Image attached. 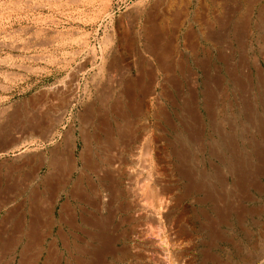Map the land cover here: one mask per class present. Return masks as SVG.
<instances>
[{"label":"crops","instance_id":"0c3cea01","mask_svg":"<svg viewBox=\"0 0 264 264\" xmlns=\"http://www.w3.org/2000/svg\"><path fill=\"white\" fill-rule=\"evenodd\" d=\"M262 48L264 0H131L110 19L99 84L87 89L94 98L89 121L63 89L50 94L55 120H48V99L39 117L19 119L18 110L0 108V264H101L116 247L117 207L100 200L86 160L124 162L146 145L157 159H227L212 156V146L225 144L220 152L227 154L229 135L236 139L238 133L229 134L221 118L213 125L214 115L229 112L230 105L242 114L255 111L254 98L264 96L258 85L264 81ZM137 115L141 123L134 125ZM89 127L92 149L86 145Z\"/></svg>","mask_w":264,"mask_h":264},{"label":"rangeland","instance_id":"374dc122","mask_svg":"<svg viewBox=\"0 0 264 264\" xmlns=\"http://www.w3.org/2000/svg\"><path fill=\"white\" fill-rule=\"evenodd\" d=\"M130 1L0 0L1 111L18 110L19 119L30 113L43 116L47 110L44 100L48 99V120H55L56 98L50 94L63 88L73 94L70 103L79 114L91 107L94 98L87 95V89L99 84L110 19ZM137 1L140 5L156 2ZM261 63L264 68V55ZM258 85L264 90V81ZM47 93L48 98L43 96ZM253 107L251 114H242L236 105H230L229 112L214 115L213 125L221 118L229 134L238 133L236 139L228 137L227 154L220 152V148L226 149L225 144L212 146V156L223 155L225 160L181 163L157 159L149 145L134 149L131 180L142 190L146 187L141 192L142 202L156 209V219H139L130 208L128 165L111 161L105 166L106 160L91 158L97 166L91 170L100 200L115 202L117 207L116 249L109 257H102L101 264H160V259L167 264H264V96L254 98ZM133 123H141L139 115ZM86 131L92 134L91 127ZM90 135L86 143L92 149ZM222 140L226 141L225 137ZM115 187L118 194H111L108 189Z\"/></svg>","mask_w":264,"mask_h":264},{"label":"bare ground","instance_id":"6f19581e","mask_svg":"<svg viewBox=\"0 0 264 264\" xmlns=\"http://www.w3.org/2000/svg\"><path fill=\"white\" fill-rule=\"evenodd\" d=\"M202 1V0H201ZM207 7V6H206ZM205 9V8H204ZM203 12V11H202ZM181 13V12H180ZM162 14V13H161ZM134 18V17H133ZM169 18V17H168ZM218 18V17H217ZM228 20V19H227ZM148 21V20H147ZM216 21H219V20H216ZM155 22V21H154ZM183 22V21H182ZM226 25V24H225ZM209 26V25H208ZM147 27V26H146ZM145 27V28H146ZM189 27V26H188ZM165 28H167V27H165ZM151 29V28H150ZM163 29V28H162ZM174 29V28H173ZM190 32H191V30H190ZM243 32V31H242ZM148 35H149V33H148ZM188 35V34H187ZM209 35V34H208ZM213 36V35H212ZM173 37H175V36H173ZM149 38V37H148ZM165 38V37H164ZM171 39V38H170ZM167 40V39H166ZM188 40V39H187ZM212 41V40H211ZM195 42V41H194ZM241 42V41H240ZM219 43V42H218ZM187 44V43H186ZM194 44V43H193ZM175 46V45H174ZM129 47H131V46H129ZM149 47V46H148ZM240 47V46H239ZM166 49V48H165ZM158 52V51H157ZM194 52V51H193ZM106 55V54H105ZM151 55H153V54H151ZM158 55V54H157ZM101 56V55H100ZM179 56V55H178ZM154 59V58H153ZM172 62V61H171ZM158 63V62H157ZM168 64V63H167ZM181 64H182V62H181ZM184 64V63H183ZM201 64V63H200ZM161 65V64H160ZM247 65V64H246ZM143 66V65H142ZM158 66V65H157ZM208 66V65H207ZM241 66V65H240ZM254 67V66H253ZM161 68V67H160ZM167 68V67H166ZM205 68V67H204ZM164 69V68H163ZM207 70V69H206ZM259 70H261V69H259ZM227 71H229V70H227ZM241 71H242V69H241ZM257 71V70H256ZM107 72V71H106ZM111 72V71H110ZM234 72V71H233ZM260 72V71H259ZM228 73V72H227ZM249 73V72H248ZM136 74V73H135ZM116 75V74H115ZM234 75V74H233ZM260 75V74H259ZM259 75H258V77H259ZM262 75V74H261ZM215 76V75H214ZM236 76V75H235ZM136 77V76H135ZM169 78V77H168ZM215 78V77H214ZM240 78V77H239ZM171 79V78H170ZM253 79V78H252ZM233 80V79H232ZM240 80V79H239ZM176 81V80H175ZM190 81V80H189ZM235 81V80H234ZM262 81V80H261ZM136 82V81H135ZM219 82V81H218ZM220 83V82H219ZM109 84V83H108ZM235 84V83H234ZM61 85H63V84H61ZM69 85V84H68ZM131 85V84H130ZM183 85V84H182ZM246 85V84H245ZM257 85V84H256ZM67 86V85H66ZM146 87V86H145ZM262 87H264V86H262ZM64 89V88H63ZM103 89V88H102ZM125 89V88H124ZM206 90V89H205ZM105 91V90H104ZM106 92V91H105ZM244 95V94H243ZM75 96V95H74ZM259 96V95H258ZM58 97V96H57ZM96 97V96H95ZM103 97V96H102ZM197 97V96H196ZM221 97V96H220ZM244 97V96H243ZM249 97V96H248ZM97 98V97H96ZM142 98V97H141ZM250 98V97H249ZM72 99H74V98H72ZM158 99V98H157ZM68 100V99H67ZM70 100V99H69ZM105 101V100H104ZM260 101V100H259ZM67 102H69V101H67ZM171 103H173V102H171ZM251 103V102H250ZM94 104V103H93ZM175 104V103H174ZM188 105V104H187ZM195 106V105H194ZM98 107V106H97ZM191 107V106H190ZM247 107V106H246ZM93 108V107H92ZM119 108V107H118ZM120 108H121V106H120ZM163 108V107H162ZM161 108V109H162ZM189 108V107H188ZM248 108V107H247ZM251 109H252V107H250ZM96 109V108H95ZM137 110V109H136ZM90 111H91V107H89V105L84 109V112L82 113L83 114V117L85 118V117H90ZM250 111V110H249ZM252 111V110H251ZM264 111V110H263ZM137 112V111H136ZM247 112V111H246ZM105 113V112H104ZM103 113V114H104ZM130 113V112H129ZM138 113V112H137ZM141 113H143V112H141ZM194 113V112H193ZM213 113V112H212ZM250 113V112H249ZM136 114V113H135ZM139 114V113H138ZM247 114V113H246ZM122 115H124V114H122ZM214 115V114H213ZM261 116V115H260ZM80 117V116H79ZM82 117V118H83ZM120 117V116H119ZM191 117V116H190ZM193 117V116H192ZM195 117V116H194ZM81 118V117H80ZM251 118V117H250ZM250 118H249V120H250ZM86 119V118H85ZM89 119L90 118H87L86 120L87 121H89ZM84 120V119H83ZM129 120V119H128ZM58 121V120H57ZM171 121V120H170ZM195 121V120H194ZM229 121V120H228ZM30 122V121H29ZM90 122H93L92 120H90ZM171 122H173V121H171ZM251 122V121H250ZM83 123H85V122H83ZM82 124V123H81ZM147 124V123H146ZM259 124V123H258ZM28 125H29V123H28ZM117 125V124H116ZM199 125V124H198ZM156 126V125H155ZM243 126V125H242ZM108 127V126H107ZM83 128V127H82ZM94 127H92V129H93ZM148 128V127H147ZM106 129V128H105ZM125 129V128H124ZM124 129H123V131H124ZM130 129H132V128H130ZM136 129V128H135ZM232 129V128H231ZM85 130H86V128H85ZM95 130V129H94ZM128 130V129H127ZM127 130H125V131H127ZM220 130V129H219ZM37 131V130H36ZM48 131V130H47ZM88 131V130H87ZM132 131H134V130H131V133H132ZM200 131V130H199ZM35 132V131H34ZM84 132V131H83ZM82 132V133H83ZM98 132V131H97ZM106 132H108V131H105V132H103V135L106 133ZM115 132H117V131H115ZM129 132H130V130H128V134H129ZM89 133V132H88ZM87 133V134H88ZM99 133V132H98ZM111 133V132H110ZM118 133H120V131L118 132ZM118 133H116V134H118ZM122 133V132H121ZM127 133V132H126ZM129 134V135H132V134ZM158 133V132H157ZM84 134V133H83ZM123 134V133H122ZM124 134H125V132H124ZM127 134V135H128ZM135 134V133H134ZM146 134V133H145ZM187 134H189V133H187ZM32 135V134H31ZM90 135V133L88 134V136ZM96 135V134H95ZM106 135V134H105ZM113 135V134H112ZM120 135V134H119ZM192 135V134H191ZM190 135V136H191ZM221 135V134H220ZM84 136V135H83ZM91 136V135H90ZM97 136V135H96ZM108 136H109V133H108ZM159 136V135H158ZM222 136V135H221ZM230 136V135H229ZM42 137V136H41ZM67 137V136H66ZM81 137V136H80ZM86 137V136H85ZM95 137V136H94ZM104 137V136H103ZM105 137H107V136H105ZM112 136H110V138H111ZM120 137H123V136H121L120 135ZM129 137V136H128ZM140 137V136H139ZM154 137V136H153ZM156 137V136H155ZM193 137V136H192ZM92 138V137H91ZM98 138V137H97ZM116 138V137H115ZM118 138V137H117ZM125 138V137H124ZM132 138H133V135H132ZM194 138V137H193ZM88 139H90V137L88 138ZM120 139V138H119ZM126 139H130V137L129 138H126ZM154 139V138H153ZM112 140H113V137H112ZM122 140H123V138H122ZM125 140V139H124ZM132 140V139H131ZM136 140V139H135ZM142 140V139H141ZM189 140V139H188ZM194 140V139H193ZM192 140V141H193ZM197 140V139H196ZM235 140V139H234ZM66 141V140H65ZM90 141V140H89ZM88 140H87V142H89ZM108 141V140H107ZM191 141V140H190ZM93 142H95V140L93 141ZM96 142H97V139H96ZM124 142V141H123ZM194 142V141H193ZM91 143V142H90ZM128 143V142H127ZM149 143V142H148ZM16 144V143H15ZM69 144V143H68ZM89 144V143H88ZM104 144V143H103ZM102 144V145H103ZM107 144H110V143H106L105 145H107ZM129 144H131V143H129ZM134 144V143H133ZM137 144V143H136ZM143 144V143H142ZM179 144V143H178ZM87 145V144H86ZM90 145V144H89ZM88 145V146H89ZM108 147H110L109 145H107ZM106 146V149L108 148ZM116 146H118L117 144H116ZM133 146H135V145H133ZM137 146V145H136ZM231 146H232V144H231ZM90 147V146H89ZM105 147V146H104ZM122 147V146H121ZM129 147V146H128ZM143 147V146H142ZM87 148V147H86ZM113 148V147H112ZM116 148V147H115ZM84 149V148H83ZM105 149V148H104ZM114 149V148H113ZM121 149H123V148H121ZM132 149V148H131ZM163 149V148H162ZM202 149V148H201ZM29 150V149H28ZM85 150V149H84ZM115 150V149H114ZM52 151H54V150H52ZM123 151V150H122ZM124 151L126 152V151H128L127 149L125 150V148H124ZM132 151V150H131ZM134 151V150H133ZM161 151H163V150H161ZM105 152V151H104ZM125 152H124V154H125ZM87 153V152H86ZM108 153H109V151H108ZM107 153V154H108ZM110 153H111V155H112V152H111V148H110ZM109 153V154H110ZM97 154V153H96ZM122 154V153H121ZM126 154H127V152H126ZM131 154V153H130ZM59 155V154H58ZM82 155V154H81ZM92 155V154H91ZM100 155H101V153H100ZM114 155H116L115 153H114ZM120 155V154H119ZM123 155V154H122ZM141 155V154H140ZM41 156V155H40ZM102 156H103V154H102ZM124 156V155H123ZM156 156V155H155ZM82 157V156H81ZM80 157V158H81ZM83 157H85V156H83ZM104 157H106V156H104ZM108 157V156H107ZM117 157H119V156H117ZM137 157V156H136ZM121 158V157H120ZM119 158V159H120ZM126 158H127V156H126ZM126 158H124V159H126ZM170 158V157H169ZM186 158V157H185ZM81 159H85V158H81ZM91 159V158H90ZM90 159L88 158L87 160H86V165L88 166V163H90L91 164V162H89L90 161ZM109 159H111V158H109ZM118 159V160H119ZM123 159V160H124ZM134 159H136V158H134V156H133V158L131 157V158H129V160L128 161H124L123 163L127 166H129V168H128V174L130 175V179L129 180H127V181H129V184H130V187H129V189H128V191L130 192L129 193V195L131 196L130 198V200H131V202H130V208L131 209H135L134 211H135V214L136 215H138L137 217L139 218V219H142L143 217H147V216H149V217H151L152 219H156V218H158V216L159 215H157V211H156V209L154 210V209H150V208H148V207H146V205H144L145 204V202L143 203L142 202V198H143V193H141L142 191H144L145 189H146V187H145V189L144 190H142V188L140 187V186H138V184H135V185H133V183H132V180H131V177H132V174L135 172L134 170H132L133 168V163L135 162V160ZM139 159V158H138ZM89 160V161H88ZM100 160H101V158H100ZM117 160V158H115V161ZM122 160V159H121ZM148 160H150L149 158H148ZM49 161V160H48ZM83 161H85V160H83ZM103 161V160H102ZM114 160L112 159V162H113ZM62 162V161H61ZM104 162V161H103ZM140 162V161H139ZM42 163V162H41ZM73 163V162H72ZM83 163V162H82ZM106 164H105V166L107 165V163H108V165L111 163V160H107L106 159V162H105ZM121 163H122V161H121ZM136 163H138V162H136ZM141 163V162H140ZM140 163H138V165L140 164ZM171 163V162H170ZM176 163V162H175ZM181 163H182V161H181ZM29 164V163H28ZM39 164V163H38ZM49 164V163H48ZM69 164V163H68ZM84 165H85V162L83 163ZM104 164V163H103ZM123 164V165H124ZM142 164V163H141ZM137 165V164H136ZM135 165V166H136ZM168 165V164H167ZM87 166H84V167H87ZM90 166V165H89ZM91 166H94V164L92 165L91 164ZM96 166V165H95ZM94 166V167H95ZM113 166V165H112ZM187 166V165H186ZM94 167H92V168H94ZM97 167V166H96ZM114 167V166H113ZM149 167V166H148ZM155 167V166H154ZM184 167V166H183ZM126 168V167H125ZM82 169V168H81ZM87 169H91V168H89V167H87ZM96 169V168H95ZM110 169V168H109ZM134 169H136V167L134 168ZM147 169V168H146ZM185 169V168H184ZM203 169V168H202ZM202 169H201V171H202ZM52 170H53V168H52ZM97 170V169H96ZM127 170V169H126ZM125 170V172H127ZM144 170V169H143ZM238 170V169H237ZM88 171H90V170H88ZM98 171V170H97ZM100 171V170H99ZM163 171V170H162ZM194 171V170H193ZM82 172H84V171H81V173ZM161 172V171H160ZM219 172V171H218ZM107 173V176H108V173H109V171L108 172H106ZM136 173H138V171L136 172ZM136 173L134 174V175H136ZM150 173V172H149ZM156 173V172H155ZM83 174V173H82ZM139 174V173H138ZM148 174V173H147ZM184 174H187V173H184ZM202 174V173H201ZM84 175H85V173H84ZM86 175H88V174H86ZM96 175H101V173L100 174H97L96 173ZM115 175V174H114ZM122 175V174H121ZM126 175V174H125ZM150 175V174H149ZM161 175V174H160ZM221 175V174H220ZM104 176V175H103ZM110 176H111V174L109 173V178H110ZM140 176V175H139ZM189 176V175H188ZM191 176V175H190ZM189 176V177H190ZM98 177V176H97ZM101 177V176H100ZM105 177V176H104ZM115 177V176H114ZM144 177V176H143ZM108 178V177H107ZM135 178H136V176H135ZM150 178V177H149ZM59 179V178H58ZM100 179V178H99ZM101 179H102V177H101ZM120 179V178H119ZM125 180V179H124ZM175 180V179H174ZM100 181V180H99ZM138 181V180H137ZM161 181V180H160ZM172 181V180H171ZM224 181V180H223ZM109 182V181H108ZM111 182V181H110ZM109 182V183H110ZM153 182V181H152ZM100 183V182H99ZM114 183H116V182H114ZM113 183V184H114ZM56 184V183H55ZM101 184V183H100ZM112 184V183H111ZM119 184V183H118ZM141 184H143V183H141ZM154 185V184H153ZM96 186V185H95ZM104 186V185H103ZM113 186V185H112ZM118 186V185H117ZM143 186V185H142ZM205 186V185H204ZM259 186V185H258ZM90 187V186H89ZM97 187H98V185H97ZM100 187H102L101 185H100ZM111 187V186H110ZM169 187V186H168ZM167 187V188H168ZM263 187V186H262ZM262 187H261V189H262ZM96 188V187H95ZM94 187H93V189H95ZM99 188V187H98ZM97 188V189H98ZM119 188V187H118ZM123 188V187H122ZM103 189H104V187H103ZM106 189V188H105ZM104 189V190H105ZM127 189V188H126ZM150 189V188H149ZM92 189H90V191H91ZM108 190H110V193L112 194V193H117V188L115 187V188H109ZM158 190H159V188H158ZM157 189H156V191H158ZM172 190V189H171ZM195 190V189H194ZM93 191V190H92ZM97 191V190H96ZM152 191H155V190H152ZM155 191V192H156ZM154 192V193H155ZM162 192H164L163 190H162ZM167 192V191H166ZM86 193V192H85ZM127 193V192H126ZM147 193V192H146ZM159 193H161V192H159ZM88 194V193H87ZM118 194V193H117ZM150 194V193H149ZM170 194V193H169ZM76 195V194H75ZM86 195V194H85ZM115 195V194H114ZM124 195V194H123ZM128 195V194H127ZM155 195V194H154ZM86 196H88V195H86ZM92 196V195H91ZM110 196V195H109ZM150 196V195H149ZM84 197V196H83ZM151 197V196H150ZM149 197V198H150ZM97 198V200H98V196L96 197ZM134 198V199H133ZM145 198V197H144ZM87 199H88V197H87ZM90 199H91V197H90ZM95 200V199H94ZM96 200V201H97ZM146 200H147V198H146ZM150 200H152V199H150ZM162 200V199H161ZM171 200V199H170ZM90 201V200H89ZM92 201V200H91ZM90 201V202H91ZM135 201V204L133 203ZM95 202V201H94ZM97 202H99V200L97 201ZM101 202V201H100ZM99 202V204H101ZM163 202V201H162ZM129 203V202H128ZM151 203H153L152 201H151ZM164 203H166L167 204V201H165ZM96 204V203H95ZM94 204V206H96ZM105 206H107L106 204H105ZM163 206V204L161 205V201H160V204H159V208H161ZM167 206V205H166ZM93 207V206H92ZM100 207V206H99ZM103 207V206H102ZM102 207L101 208H99L100 210L102 209ZM110 207V206H109ZM152 207V206H151ZM96 208V207H95ZM106 208V207H105ZM152 208H155V207H152ZM106 209H109V208H106ZM161 210H163V209H161ZM133 211V212H134ZM160 211V210H159ZM164 211V210H163ZM111 211H109V213H110ZM115 212V211H114ZM113 212V213H114ZM123 212V211H122ZM91 213V212H90ZM100 213V212H99ZM108 213V212H107ZM112 213V212H111ZM163 213V212H162ZM83 214V213H82ZM109 215V214H108ZM113 215V214H112ZM129 216V215H128ZM131 216H133L132 214H131ZM95 217V216H94ZM109 217V216H108ZM107 217V218H108ZM130 218V217H129ZM164 218V217H163ZM177 218V217H176ZM83 219H84V217H83ZM89 219H91V218H89ZM96 219V218H95ZM100 219V218H99ZM132 219V218H131ZM136 219V218H135ZM82 220V219H81ZM97 221V220H96ZM95 221V222H96ZM100 221V220H99ZM171 221V220H170ZM94 222V223H95ZM102 223H103V221H101ZM124 222V221H123ZM172 222V221H171ZM75 223V222H74ZM98 223V222H97ZM100 223V222H99ZM98 223V224H99ZM110 223V222H109ZM156 223V222H155ZM179 223V222H178ZM73 224V223H72ZM71 224V225H72ZM122 224V223H121ZM152 224V223H151ZM70 225V226H71ZM111 225V224H110ZM106 226V225H105ZM154 226V225H153ZM155 227H156V224H155ZM131 228V227H130ZM151 228H153V227H151ZM168 228V227H167ZM76 229V228H75ZM100 229V228H99ZM103 229V228H102ZM114 229H115V227H114ZM117 229V228H116ZM138 229V228H137ZM149 229H150V226H149ZM155 229V228H154ZM162 229V228H161ZM79 230V229H78ZM147 230H148V228H147ZM160 231V230H159ZM105 232V231H104ZM107 232V231H106ZM111 232V231H110ZM145 232V231H144ZM136 234V233H135ZM157 235V234H156ZM184 235V234H183ZM115 236V235H114ZM137 236V235H136ZM175 236V235H174ZM110 237H111V235H110ZM172 237V236H171ZM177 237V236H176ZM65 238V237H64ZM81 238V237H80ZM151 238H152V236H151ZM108 239V238H107ZM140 239V238H139ZM9 240V239H8ZM68 240V239H67ZM73 240V239H72ZM79 240H81V239H79ZM163 240V239H162ZM64 241V240H63ZM115 241V240H114ZM156 241V240H155ZM16 242V241H15ZM29 242V241H28ZM158 242V241H157ZM7 243H10V242H7ZM86 243V242H85ZM165 243V242H164ZM175 243V242H174ZM156 244V243H155ZM163 244V243H162ZM9 245V244H8ZM10 245H11V243H10ZM64 245V244H63ZM164 245V244H163ZM163 245H162V247H163ZM181 245V244H180ZM179 245V246H180ZM189 245V244H188ZM12 246V245H11ZM109 246H111V245H109ZM165 246V245H164ZM173 246V245H172ZM27 247V246H26ZM137 248V247H136ZM173 248V247H172ZM31 249V248H30ZM111 249V248H110ZM116 249V248H115ZM126 249V248H125ZM52 250V249H51ZM165 250V249H164ZM168 250V249H167ZM137 251V250H136ZM36 252V251H35ZM53 252V251H52ZM111 252V251H110ZM115 252V251H114ZM138 252V251H137ZM159 252H161V250L159 251ZM79 253V252H78ZM83 253V252H82ZM109 253V252H108ZM161 253H164V251L163 252H161ZM171 253V252H170ZM99 254V253H98ZM146 254V253H145ZM70 255V254H69ZM158 255V254H157ZM75 256V255H74ZM78 256V255H77ZM152 256V255H151ZM72 257V256H71ZM139 257V256H138ZM137 257V258H138ZM141 257V256H140ZM150 257V256H149ZM148 257V258H149ZM159 257V256H158ZM163 257V256H162ZM169 257V256H168ZM156 258V257H155ZM174 258V257H173ZM181 258V257H180ZM9 259V258H8ZM66 259H68V258H66ZM81 259V258H80ZM94 259V258H93ZM158 259V258H157ZM82 260V259H81ZM139 261V260H138ZM160 262V264H162V261H164L163 263H166V261L165 260H162V259H160L159 260ZM168 261V260H167ZM78 262V261H77ZM100 262V261H99ZM103 263H104V261H102ZM148 262V261H147ZM70 263V262H69ZM157 263H158V261H157ZM182 263V262H181ZM93 264V263H92ZM167 264V263H166Z\"/></svg>","mask_w":264,"mask_h":264}]
</instances>
